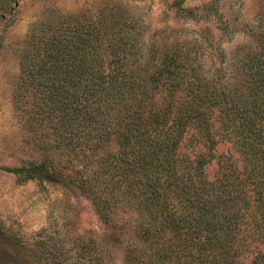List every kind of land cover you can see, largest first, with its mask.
Segmentation results:
<instances>
[{
    "label": "rangeland",
    "instance_id": "obj_1",
    "mask_svg": "<svg viewBox=\"0 0 264 264\" xmlns=\"http://www.w3.org/2000/svg\"><path fill=\"white\" fill-rule=\"evenodd\" d=\"M117 19L136 38L129 70L147 77L177 48L191 52L207 81L227 88L230 126L218 156L243 173L240 121L241 138L264 142V0H0V264H162V239L143 237L151 221L144 198L114 173L121 165L113 121L102 142L66 147L36 123L45 97L23 86L33 40L63 28L97 33ZM164 88L154 92L160 104ZM36 167L43 179L10 171ZM207 171L215 180L218 163Z\"/></svg>",
    "mask_w": 264,
    "mask_h": 264
},
{
    "label": "trees",
    "instance_id": "obj_2",
    "mask_svg": "<svg viewBox=\"0 0 264 264\" xmlns=\"http://www.w3.org/2000/svg\"><path fill=\"white\" fill-rule=\"evenodd\" d=\"M130 27L117 19L97 33L63 28L32 41L22 69L23 86L45 97L36 104V123L71 147L102 142L113 121L121 165L114 173L144 198L151 221L143 237L162 239V264H264V142L241 138L240 121L243 173L218 156L230 126L227 88L207 81L191 52L177 48L147 77L129 70L136 40ZM162 87L165 104L155 99ZM215 161L217 176L210 180ZM10 171L27 180L45 177L37 167Z\"/></svg>",
    "mask_w": 264,
    "mask_h": 264
}]
</instances>
